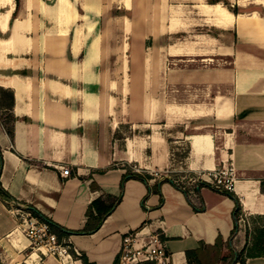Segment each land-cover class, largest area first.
Masks as SVG:
<instances>
[{"label": "crops", "instance_id": "1", "mask_svg": "<svg viewBox=\"0 0 264 264\" xmlns=\"http://www.w3.org/2000/svg\"><path fill=\"white\" fill-rule=\"evenodd\" d=\"M216 4L232 14L228 23ZM147 39L157 42L142 56ZM155 86L159 100L148 91ZM0 88L12 95L0 106V185L69 229L84 227L93 199L120 194L131 162L154 175L152 186L172 143L186 142L188 172L232 165L242 207L233 235L234 200L221 191L194 192L188 182L186 198L162 181L160 193H147L128 178L95 231L67 238L88 260L127 264L129 233L134 248L161 246L164 264H228L250 244L252 217L264 215V0H0ZM170 88L176 99L164 96ZM123 125L131 130L117 138ZM3 215L0 235L11 229ZM245 264H264V255Z\"/></svg>", "mask_w": 264, "mask_h": 264}, {"label": "rangeland", "instance_id": "2", "mask_svg": "<svg viewBox=\"0 0 264 264\" xmlns=\"http://www.w3.org/2000/svg\"><path fill=\"white\" fill-rule=\"evenodd\" d=\"M155 42L157 41H152L150 39L140 41V51L142 56L145 53L148 54L150 47L153 46ZM149 63L152 64L153 67H160V60L155 55L150 57ZM141 76L142 73L140 75L138 73V81L142 78ZM151 78L154 82L159 81V73L154 71ZM139 91L140 89L138 88V93ZM148 91L153 97H156L158 100L160 99L162 92L159 86L152 87ZM164 96L176 99V89L170 88L169 91L164 89ZM198 98L203 100L204 95L199 94L196 99ZM150 101L149 105L155 112V110L159 108V103L155 100ZM8 102V91L0 88V106H5ZM3 113L5 121H8L9 115L6 114L5 111ZM130 130L131 127L123 125L117 133V138L128 134ZM172 145H178V148L174 149L170 154V161L167 168H165V171H157L158 177L166 174L170 177L176 178L178 181L187 180L189 172L182 168L181 161L183 158H180V155L186 150V142L179 141L178 144L172 143ZM128 165L133 170H140L134 162H131ZM166 169L169 171H166ZM197 174H195V176ZM6 200H8V202L0 203V215L1 212L4 213V217L2 216V218L6 219L4 225H9L11 229L7 233L0 235V264H7V262H9L8 264H44L47 263L44 261H46L48 257L52 258V263L50 264H74L71 259L72 256H68L66 246L57 242H51L46 235H44L42 230L43 223L33 217L24 205L10 199ZM249 221V225H252L250 218ZM23 244L25 248L18 250V247Z\"/></svg>", "mask_w": 264, "mask_h": 264}, {"label": "trees", "instance_id": "3", "mask_svg": "<svg viewBox=\"0 0 264 264\" xmlns=\"http://www.w3.org/2000/svg\"><path fill=\"white\" fill-rule=\"evenodd\" d=\"M2 89V88H1ZM4 90V89H3ZM7 91V90H6ZM9 98L12 96L10 92ZM186 156V151H184L180 158H184ZM0 162H1V156H0ZM188 177H195L194 172H189ZM128 178H135L140 181H142L146 187H147V193L150 191H155L160 193L159 184L162 181H169L171 182L176 188L180 189L186 198H188V192H187V185L190 184L194 192H197L201 186H210L214 188L210 183L207 181L198 178L193 183H189L187 180H181L178 181L176 178L163 175L160 178H155V181L152 186L149 185L148 180L151 178H154V175L150 173L147 170L140 169V170H133L129 165L125 166V172L122 174L121 180H120V194L118 196H111V195H105L104 199L102 197H97L91 201V203L88 205L87 208V220L83 228L81 229H69L66 228L59 223L53 221L51 218L44 215L42 212H40L37 208L33 206H28L27 211L35 217L37 220H39L42 223H45L47 225V231L49 233H52L55 235L56 242L60 243L64 246H66L68 253L74 257L78 258L81 261V264H95L94 262L88 260L87 256L83 252L77 253L72 244L68 241V236L72 233H91L95 231L102 220L105 218L107 214L114 208V206L119 202L124 181ZM222 193L228 195L234 200V208L232 211V218L234 222V227L232 230L233 235L238 227V221L239 216L242 213V207L240 205V202L237 198V196L234 194L231 190H222ZM0 194L6 198L10 199L12 198L11 195L3 189V187L0 185ZM162 201V198H161ZM143 203V200H142ZM193 208L195 210H200L202 207H197L193 205ZM253 225H252V237L250 244L246 246L244 249H242L240 252L236 253V257H233L231 261L228 264H233L236 261H239L240 264H245V257L246 256H258V255H264V215H255L252 217ZM244 251V255H242ZM117 258L112 264H117ZM151 264H155L154 261H151Z\"/></svg>", "mask_w": 264, "mask_h": 264}, {"label": "built area", "instance_id": "4", "mask_svg": "<svg viewBox=\"0 0 264 264\" xmlns=\"http://www.w3.org/2000/svg\"><path fill=\"white\" fill-rule=\"evenodd\" d=\"M137 170V169H136ZM69 172L68 167L61 166L60 174L67 175ZM198 178H201L210 183L214 189L218 191L231 190L234 180L236 178L234 169L230 163H222L219 166L214 167L206 173L197 174L195 177H188L187 181L193 183ZM42 230L44 235L53 243L56 242L55 235L47 231V225L43 223ZM133 235L127 234L123 239L121 252V258L127 262V264H136L142 260H150L155 263L164 264L167 259V254L161 246L148 244L144 247L134 248L132 245Z\"/></svg>", "mask_w": 264, "mask_h": 264}, {"label": "bare ground", "instance_id": "5", "mask_svg": "<svg viewBox=\"0 0 264 264\" xmlns=\"http://www.w3.org/2000/svg\"><path fill=\"white\" fill-rule=\"evenodd\" d=\"M63 8H64L63 10L68 9L66 6H63ZM212 9L219 23L222 24L228 23L233 18L232 14L224 6H221L220 4L214 5Z\"/></svg>", "mask_w": 264, "mask_h": 264}]
</instances>
